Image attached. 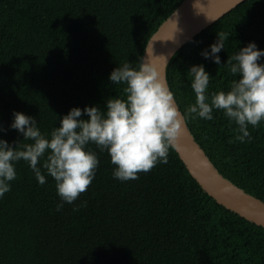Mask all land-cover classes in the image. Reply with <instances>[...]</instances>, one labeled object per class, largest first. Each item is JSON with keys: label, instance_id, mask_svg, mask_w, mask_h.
<instances>
[{"label": "trees", "instance_id": "obj_1", "mask_svg": "<svg viewBox=\"0 0 264 264\" xmlns=\"http://www.w3.org/2000/svg\"><path fill=\"white\" fill-rule=\"evenodd\" d=\"M182 1L0 0V138L23 139L8 128L13 109L36 117L43 132L70 107L103 111L107 98L123 95L109 72L124 60L136 66ZM217 32L226 34L221 65L200 55ZM249 41L264 49V0L241 2L195 35L171 58L166 82L218 173L264 203V120L248 125L251 139L241 142L222 109L211 120L184 111L195 99L189 66L203 63L209 92L227 89L234 77L223 63ZM88 147L97 153L95 175L59 210L54 179L42 169L38 183L26 161L16 162L0 196V264H264V229L205 194L171 146L166 163L123 181L112 176L106 150Z\"/></svg>", "mask_w": 264, "mask_h": 264}, {"label": "clouds", "instance_id": "obj_2", "mask_svg": "<svg viewBox=\"0 0 264 264\" xmlns=\"http://www.w3.org/2000/svg\"><path fill=\"white\" fill-rule=\"evenodd\" d=\"M225 33H216V39L200 55L221 65L218 55L224 48ZM264 49L254 41L247 42L228 55L223 65L233 74L227 89L208 91L209 73L203 63L189 66L190 87L194 103L185 108L205 120L213 119V110L223 114L238 126L236 140L250 137L248 125L255 127L264 120ZM111 83L123 85V95L107 98L103 111L96 104L70 107L59 116V126L43 132L36 117L12 110L8 128L22 134L23 139L6 141L0 138V196L10 190V181L16 177L15 164L26 161L38 183L45 175L55 181L60 201L72 203L86 190L98 165L97 153L88 147L94 143L100 151H107L110 163L115 165L112 176L119 180L135 179L139 171H148L156 163H166L182 114L174 92L162 80L155 66L140 57L136 66L124 60L108 74ZM82 113L86 115L83 118ZM6 131L0 126V132ZM28 141V142H23ZM15 145V146H14ZM74 206V210H75Z\"/></svg>", "mask_w": 264, "mask_h": 264}, {"label": "water", "instance_id": "obj_3", "mask_svg": "<svg viewBox=\"0 0 264 264\" xmlns=\"http://www.w3.org/2000/svg\"><path fill=\"white\" fill-rule=\"evenodd\" d=\"M243 1L245 0H183L150 37L142 57L149 60L160 78L166 81V67L173 55L195 35ZM171 147L205 194L226 210L264 229V203L218 173L194 141L183 115Z\"/></svg>", "mask_w": 264, "mask_h": 264}]
</instances>
